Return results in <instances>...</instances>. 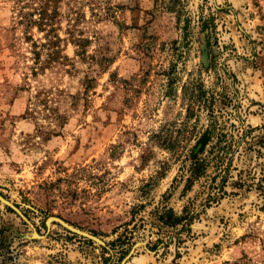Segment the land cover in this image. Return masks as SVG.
Here are the masks:
<instances>
[{"label":"rangeland","instance_id":"rangeland-1","mask_svg":"<svg viewBox=\"0 0 264 264\" xmlns=\"http://www.w3.org/2000/svg\"><path fill=\"white\" fill-rule=\"evenodd\" d=\"M161 1L59 0L48 35L0 0V264H264V0H182L186 47ZM210 121L234 151L183 191Z\"/></svg>","mask_w":264,"mask_h":264},{"label":"trees","instance_id":"trees-1","mask_svg":"<svg viewBox=\"0 0 264 264\" xmlns=\"http://www.w3.org/2000/svg\"><path fill=\"white\" fill-rule=\"evenodd\" d=\"M57 2H59V0H46V2H43V4L38 9V18L36 20L29 19V22L36 24L40 30H47V34L51 35V32L54 31L52 21L55 18V15L58 13L56 7ZM161 2L166 10L175 13L178 23L182 21L181 29L183 31V47H186L185 44L188 42L191 23V15L189 14V11L185 10V4L182 0H162ZM52 4H54V7H52L51 11L49 12V7H51ZM217 10L221 9L217 8ZM94 15L99 16L98 13H94ZM105 16L112 17L113 13L108 10ZM215 19L216 17L213 12L204 14L203 7H199V14L196 22L197 26L200 29V32L204 33L205 45L209 55L211 68H215L216 66L212 47V45L217 44V37L215 35L217 33V26L215 23ZM47 26H49L48 29H46ZM53 36L57 38L56 35ZM50 42L52 43L51 38ZM195 90L198 97H203L206 94L203 85L200 83L196 85ZM211 104L212 103L209 102V109ZM226 137L227 134L221 131V129L216 126V123L214 121H210L206 128L200 133L194 144V147H198V151L196 153H193L191 157H189L190 161L187 167V172L189 173V175L186 178L183 191L189 190L194 181L205 175L208 167L211 165L215 166V168L218 170L217 175H221V171H226L227 165H225V162L230 159L232 152L234 151V149H232V145L227 142ZM206 147H208V149H206ZM205 152L206 154H204ZM221 177H223V175H221ZM224 183V180L221 182H217L214 189L215 194L223 190ZM214 198L215 197L213 195L209 196V199ZM187 214L188 213L186 211H183L182 214L177 215L171 208H166L162 211V213L159 214L158 220L163 225L175 226L189 219V216ZM1 237L2 231H0V239ZM117 241L120 242V237L116 238L114 240V243Z\"/></svg>","mask_w":264,"mask_h":264},{"label":"water","instance_id":"water-1","mask_svg":"<svg viewBox=\"0 0 264 264\" xmlns=\"http://www.w3.org/2000/svg\"><path fill=\"white\" fill-rule=\"evenodd\" d=\"M0 202L3 203V204H5V205H8V206L11 207L12 209H14L16 212L20 213V211H19V210H18V209L12 204V203H10L8 200H6L5 198H3L1 195H0ZM52 222H57L58 224H60L61 226L65 227L66 229H68V230H70V231H72V232H75V233H77V234H80V235H82V236H85V237H87V238H90V239H92V240L95 241V242L102 243V241H101L98 237L92 235V234L89 233V232H86V231L80 230L79 228H76V227L70 225L69 223H67V222H65V221H63V220H61L60 218H57V217H54V216L49 217V218L47 219V221H46L47 226H49ZM132 252H133V249L130 251V253L128 254V256H129Z\"/></svg>","mask_w":264,"mask_h":264}]
</instances>
